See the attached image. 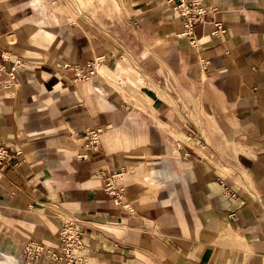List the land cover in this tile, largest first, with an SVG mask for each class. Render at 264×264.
Here are the masks:
<instances>
[{"label": "crops", "instance_id": "crops-1", "mask_svg": "<svg viewBox=\"0 0 264 264\" xmlns=\"http://www.w3.org/2000/svg\"><path fill=\"white\" fill-rule=\"evenodd\" d=\"M105 5L0 0V264L68 216L89 264H264V0H202L194 45L163 0Z\"/></svg>", "mask_w": 264, "mask_h": 264}, {"label": "built area", "instance_id": "built-area-1", "mask_svg": "<svg viewBox=\"0 0 264 264\" xmlns=\"http://www.w3.org/2000/svg\"><path fill=\"white\" fill-rule=\"evenodd\" d=\"M164 4L169 6L175 17L179 18L183 30L181 35L189 38L190 44L194 45L196 39L193 35L194 25L204 20L208 8L202 5V0H163ZM210 33L212 35H221L225 33V27L216 22ZM108 58L104 54L95 55L84 64H66V68H70L74 72V80L80 81L93 78L100 74V71L107 63ZM17 64V63H16ZM205 68L207 62L202 61ZM13 73H9L6 83H11ZM101 127H88L84 130L83 147L85 150L97 151L101 145ZM79 156L86 157L87 153L83 152ZM12 156L7 147L0 145V164L9 163ZM121 173L106 174L105 190L112 196L116 204L121 203L124 197V185L118 182ZM223 184V183H222ZM231 196L235 193L225 187ZM78 218L76 216H68L59 232V244L56 247H46L36 240H28L23 244L21 255L14 259L15 264H33L37 259L44 257L49 264H89V256L87 248L82 241L81 234L77 228Z\"/></svg>", "mask_w": 264, "mask_h": 264}, {"label": "rangeland", "instance_id": "rangeland-1", "mask_svg": "<svg viewBox=\"0 0 264 264\" xmlns=\"http://www.w3.org/2000/svg\"><path fill=\"white\" fill-rule=\"evenodd\" d=\"M115 0H101L102 3H105V6H108V8L111 10L112 9V3H114ZM101 73V71H100ZM6 263L9 264L7 262V259H5Z\"/></svg>", "mask_w": 264, "mask_h": 264}, {"label": "bare ground", "instance_id": "bare-ground-1", "mask_svg": "<svg viewBox=\"0 0 264 264\" xmlns=\"http://www.w3.org/2000/svg\"><path fill=\"white\" fill-rule=\"evenodd\" d=\"M6 259H7V262H8L9 264H15L13 258L7 257ZM5 262H6V261H5Z\"/></svg>", "mask_w": 264, "mask_h": 264}]
</instances>
